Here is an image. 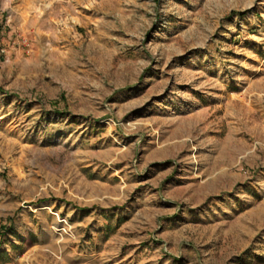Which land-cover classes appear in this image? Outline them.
Segmentation results:
<instances>
[{"label":"rangeland","instance_id":"1","mask_svg":"<svg viewBox=\"0 0 264 264\" xmlns=\"http://www.w3.org/2000/svg\"><path fill=\"white\" fill-rule=\"evenodd\" d=\"M0 264H264V0H0Z\"/></svg>","mask_w":264,"mask_h":264}]
</instances>
